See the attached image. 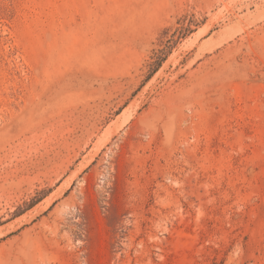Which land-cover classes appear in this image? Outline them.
Masks as SVG:
<instances>
[{"label": "rangeland", "instance_id": "rangeland-1", "mask_svg": "<svg viewBox=\"0 0 264 264\" xmlns=\"http://www.w3.org/2000/svg\"><path fill=\"white\" fill-rule=\"evenodd\" d=\"M0 264H264V0H0Z\"/></svg>", "mask_w": 264, "mask_h": 264}, {"label": "bare ground", "instance_id": "bare-ground-1", "mask_svg": "<svg viewBox=\"0 0 264 264\" xmlns=\"http://www.w3.org/2000/svg\"><path fill=\"white\" fill-rule=\"evenodd\" d=\"M124 114V113H123ZM122 114V115H123ZM125 116V115H124ZM122 117V116H121ZM118 118V117H117ZM112 129H110V126H109V128H107V130H106V132L104 133V136H108L109 134H111L112 133Z\"/></svg>", "mask_w": 264, "mask_h": 264}, {"label": "trees", "instance_id": "trees-1", "mask_svg": "<svg viewBox=\"0 0 264 264\" xmlns=\"http://www.w3.org/2000/svg\"><path fill=\"white\" fill-rule=\"evenodd\" d=\"M151 65L153 66L154 64H151ZM31 202H32V203H31V205H29V208L32 207V206L34 205V203H33L34 201L31 200Z\"/></svg>", "mask_w": 264, "mask_h": 264}]
</instances>
